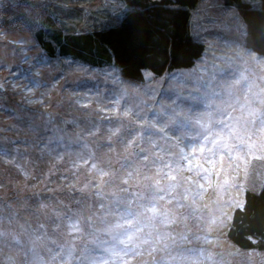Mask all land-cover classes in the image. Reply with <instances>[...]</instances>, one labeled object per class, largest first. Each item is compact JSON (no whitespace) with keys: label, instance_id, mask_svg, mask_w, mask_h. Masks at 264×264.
Here are the masks:
<instances>
[{"label":"rangeland","instance_id":"374dc122","mask_svg":"<svg viewBox=\"0 0 264 264\" xmlns=\"http://www.w3.org/2000/svg\"><path fill=\"white\" fill-rule=\"evenodd\" d=\"M203 2L196 24L225 26ZM41 3L0 0L20 31L0 29V264H264L226 236L264 182V56L206 36L192 67L137 82L28 45Z\"/></svg>","mask_w":264,"mask_h":264},{"label":"trees","instance_id":"16d2710c","mask_svg":"<svg viewBox=\"0 0 264 264\" xmlns=\"http://www.w3.org/2000/svg\"><path fill=\"white\" fill-rule=\"evenodd\" d=\"M41 1L39 11L24 17L32 32L28 45L36 42L35 33L40 51H47L52 57L72 59L76 66L114 65L124 78L137 82L144 79L145 71L156 77L192 67L205 53L202 41L206 36L231 37L264 56V0H208L213 21L223 18L219 24L225 26L204 29L200 27L203 23L196 24L204 10V0H108L96 7L92 6L96 0ZM57 2L68 5L62 9L66 16L60 22L50 8ZM218 2L225 4L220 14L213 11ZM105 11L111 14L106 15ZM235 15L245 27L243 42L238 39L239 21ZM0 29L9 36L20 33L14 28ZM32 52L29 48L28 58ZM87 71L90 69L83 72ZM230 217L226 236L238 250L227 255L241 250L264 252V182L259 190L246 191Z\"/></svg>","mask_w":264,"mask_h":264},{"label":"bare ground","instance_id":"6f19581e","mask_svg":"<svg viewBox=\"0 0 264 264\" xmlns=\"http://www.w3.org/2000/svg\"><path fill=\"white\" fill-rule=\"evenodd\" d=\"M31 14H32V13H31ZM31 14H30V15H31Z\"/></svg>","mask_w":264,"mask_h":264}]
</instances>
